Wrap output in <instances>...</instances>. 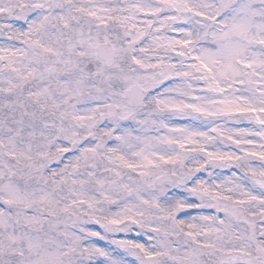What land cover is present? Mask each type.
I'll use <instances>...</instances> for the list:
<instances>
[{
	"label": "snow or ice",
	"instance_id": "obj_1",
	"mask_svg": "<svg viewBox=\"0 0 264 264\" xmlns=\"http://www.w3.org/2000/svg\"><path fill=\"white\" fill-rule=\"evenodd\" d=\"M0 264H264V0H0Z\"/></svg>",
	"mask_w": 264,
	"mask_h": 264
}]
</instances>
